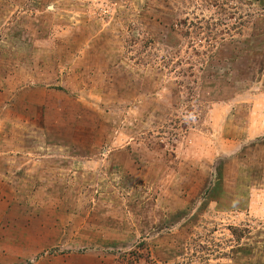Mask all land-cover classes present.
I'll list each match as a JSON object with an SVG mask.
<instances>
[{
	"label": "rangeland",
	"instance_id": "1",
	"mask_svg": "<svg viewBox=\"0 0 264 264\" xmlns=\"http://www.w3.org/2000/svg\"><path fill=\"white\" fill-rule=\"evenodd\" d=\"M0 264H264V0H0Z\"/></svg>",
	"mask_w": 264,
	"mask_h": 264
}]
</instances>
